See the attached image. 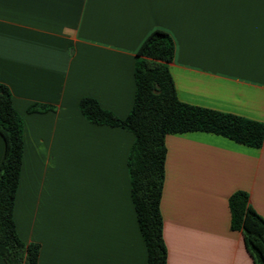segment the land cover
Segmentation results:
<instances>
[{
	"label": "crops",
	"instance_id": "obj_1",
	"mask_svg": "<svg viewBox=\"0 0 264 264\" xmlns=\"http://www.w3.org/2000/svg\"><path fill=\"white\" fill-rule=\"evenodd\" d=\"M155 29L173 38L179 100L264 123V0H0V82L24 121L14 218L40 245L37 264H147L127 165L135 136L89 121L79 103L125 118ZM165 145L166 264H255L229 197L246 191L264 217V142L190 131ZM4 154L0 133V167Z\"/></svg>",
	"mask_w": 264,
	"mask_h": 264
},
{
	"label": "trees",
	"instance_id": "obj_2",
	"mask_svg": "<svg viewBox=\"0 0 264 264\" xmlns=\"http://www.w3.org/2000/svg\"><path fill=\"white\" fill-rule=\"evenodd\" d=\"M175 44L169 32L153 30L142 42L135 63L136 93L125 118L103 108L89 96L79 107L91 122L119 126L131 131L134 142L128 156L131 195L147 248V264H166L160 201L165 176L169 133L207 131L239 143L261 147L264 123L243 116L185 103L177 97L169 70ZM35 105L30 110H46ZM0 133L5 154L0 167V256L6 264H37L40 245L25 243L14 218L24 148V121L13 105L10 87L0 82ZM231 228L241 230L255 264H264V217L250 203L249 194L238 190L229 197Z\"/></svg>",
	"mask_w": 264,
	"mask_h": 264
}]
</instances>
